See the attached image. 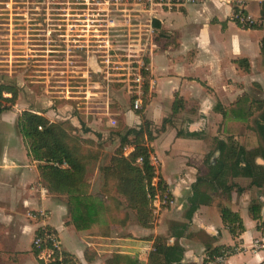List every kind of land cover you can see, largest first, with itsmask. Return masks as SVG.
I'll use <instances>...</instances> for the list:
<instances>
[{
  "label": "crops",
  "instance_id": "1",
  "mask_svg": "<svg viewBox=\"0 0 264 264\" xmlns=\"http://www.w3.org/2000/svg\"><path fill=\"white\" fill-rule=\"evenodd\" d=\"M262 1L244 0L241 4L239 0H197L171 8L159 3L141 5L149 17L147 30L151 37L147 49L150 96L142 111L144 118L157 127L165 118H171L148 142L154 157L155 181L163 179L171 198L163 203L160 193L164 191L160 190L159 198L150 201L152 220L148 226L138 223L123 195L105 193L96 187L91 176L86 178L91 203L88 227L78 229L74 225L67 195L48 189L40 176L39 161L32 156L18 126L19 114L25 109L48 118L52 109L47 104L51 101L47 95L50 90L46 84L43 89H34L29 82H36V78H18L15 84L11 83L17 89L14 104L0 110V264H38L31 241L43 224L55 229L61 249L76 264H148L156 237L167 245L181 247L182 254L174 255L177 259L173 264H195L203 259L208 246L218 245L233 246L235 250L214 264L264 261V248L251 247L256 238L264 240V228L258 227L259 221H264V185H251L248 177L240 175L234 180L242 191L222 193L205 183L201 188L211 201L200 203L191 217L186 215L192 184L198 175L208 171L206 154L211 152L209 162L213 164L219 155L217 140L233 134L227 132L222 120L228 121V117L219 108H227L239 96L248 94L249 87L264 92L260 62L264 35ZM240 5L250 14L254 26L241 25L234 19V8ZM41 35L43 42L34 49L36 71L52 65L47 63V50H51L53 37L47 32ZM88 91L91 92L87 85L82 86L76 96L77 111L61 120L69 119L76 127L84 123L90 130L83 137L96 138L104 133L106 115L118 110L112 111L109 101L96 100L94 103L103 106H93V111L88 110L92 113L88 112ZM175 96L182 99V105L173 112ZM120 118L128 126L140 122L139 115L131 109L122 111ZM240 133L234 131L232 136L237 139ZM97 172L96 167L93 174ZM244 178L248 181L244 182ZM252 202L260 204L259 219L249 210ZM219 204L241 217L242 228H237L235 234L224 224Z\"/></svg>",
  "mask_w": 264,
  "mask_h": 264
},
{
  "label": "rangeland",
  "instance_id": "2",
  "mask_svg": "<svg viewBox=\"0 0 264 264\" xmlns=\"http://www.w3.org/2000/svg\"><path fill=\"white\" fill-rule=\"evenodd\" d=\"M75 1L0 0V83L15 84L18 78L27 81L36 78V82H29L36 90L46 84L50 90L47 95L51 99L47 104L52 108L48 118L53 121L77 111L76 96L86 85L91 90L86 92L91 103L85 110L93 111V106H103L102 103H94L96 100L109 101L111 110H118L106 115L108 123L103 125L104 133L96 135L94 139L89 135L83 137L87 133L83 132L82 124L73 132L75 136L85 138L81 144L82 151L87 148L95 150L97 145L101 147L98 158L88 161L85 174L86 178L92 177L96 187L101 188L100 166L109 162L119 143L118 132H123L128 126L120 118L121 112L131 109L139 115V123L144 120L142 110L150 96L148 70H142L138 78L136 66L137 60L147 58V49L150 47L151 37L147 30L149 17L141 10V5L145 4L142 0L88 5ZM87 17L93 20H85ZM258 31L261 32L262 28L259 27ZM44 32L53 37L51 50H47V63L52 65L42 67L48 68L44 71H36L38 67L33 65V59L37 51L34 49L43 42L39 37ZM248 94L253 100L264 99V92L255 87H249ZM136 97L141 102L138 108L133 106ZM252 105V112L245 120L233 124L227 119L222 120L226 123L227 132L234 134V131H241L239 138H233L236 143L250 150L262 142L255 126L260 109L254 103ZM98 125L101 126L100 123ZM150 127L159 129L152 121ZM125 146V151L132 149L129 143ZM255 158L256 161H263L259 155ZM203 164L204 170L207 169L204 161ZM96 167L98 172L93 174ZM243 180L248 181L246 178Z\"/></svg>",
  "mask_w": 264,
  "mask_h": 264
},
{
  "label": "trees",
  "instance_id": "3",
  "mask_svg": "<svg viewBox=\"0 0 264 264\" xmlns=\"http://www.w3.org/2000/svg\"><path fill=\"white\" fill-rule=\"evenodd\" d=\"M261 12H264V0L261 2ZM260 57L264 67V35ZM145 60L147 61V58ZM4 90H10V95H2ZM16 96L15 85L0 83V110L12 106ZM252 103L260 109L255 119V126L261 137V144L250 150L243 144L236 143L232 135H228L226 139H218L216 148L219 150V155L216 161L213 164L209 162L211 152H208L205 157L208 171L205 175H198L192 184L193 191L188 197L187 216L191 217L200 203L211 201L210 195L201 188V185L205 183L220 189L222 193H230L232 189L242 191V186L234 180L240 175L248 177L251 185H264V99L253 100L249 95L243 94L227 108L220 107L219 111L224 117H228L230 124H233L249 116L252 112ZM180 105H182V99L175 96L172 104L173 112ZM167 121H171V118H165L158 130L157 128L153 130L150 127L151 121L146 118L139 124L126 126L123 132H118L119 143L111 154L109 162L100 166L102 191L105 193L114 191L123 195L126 206L135 211L138 223L145 226L150 225L152 220L150 201L156 188L158 187L161 191H165L166 188L165 182L160 177L156 185L152 184V178L156 172L151 163L152 150L147 140H152L155 137L154 131L163 129ZM18 126L25 136L32 156L39 161L40 176L48 189L65 193L71 221L78 229L88 227L87 217L91 203L87 195L88 183L85 174L88 161L98 158L101 147L97 145L95 150L87 148L82 151L81 144L85 142V138L73 134L76 126L69 119L53 121L43 114L25 109L19 114ZM82 130L86 132L90 128L85 125L83 127L82 123ZM126 143L132 146L128 153H124ZM258 155L263 162L256 161L255 157ZM63 160L66 161V166L55 163H61ZM218 209L230 232L235 234L237 228H242V219L238 212L221 204ZM249 210L254 218H260L258 202H252ZM258 227L264 228V221H259ZM154 245V250L149 254L148 264H173L177 259L174 255L182 254L180 246L167 245L160 237L155 238ZM234 250L233 246H208L206 253L219 254L222 251L231 253ZM61 263L76 264V261L63 251L61 259L55 258L48 264Z\"/></svg>",
  "mask_w": 264,
  "mask_h": 264
},
{
  "label": "built area",
  "instance_id": "4",
  "mask_svg": "<svg viewBox=\"0 0 264 264\" xmlns=\"http://www.w3.org/2000/svg\"><path fill=\"white\" fill-rule=\"evenodd\" d=\"M118 0H99V1H95V0H76L75 2L78 4H83V5H88V4H98V3H105V4H109V3H113V2H117ZM193 1H197V0H142L141 2H148L150 4H155V3H159V4H163L166 5L168 8H171L175 5H179L185 2H193ZM241 4H243L244 0H239ZM233 17L234 19H236V21L238 20V22L241 25H250L253 22L252 17L250 16V14H248L247 12L244 11V7L243 6H236L234 8V12H233ZM78 20V18H73ZM91 18H85V20H90ZM93 20V19H91ZM93 35V34H92ZM97 35V34H94ZM137 66H136V70H137V75L138 78L141 77V71L142 70H148V63L147 61L144 60V58H140V60H137ZM2 95L4 96H9L10 93L2 91ZM141 102H140V98L136 97L133 101V106L134 108H138L140 106ZM127 146L124 147V153H125V148ZM151 159V163L153 164V159L154 157H152V154L150 156ZM139 160V159H138ZM58 165L61 166H66L67 163L66 161H62L61 163L55 162ZM154 165V164H153ZM155 167V166H154ZM152 184L156 185L157 182L155 181V176L152 178ZM158 188V187H157ZM156 188V189H157ZM160 190H156L154 195L152 196L151 201L156 197L159 198L160 194H161V201L163 203H168L170 201V196L167 192V190H165L163 193L159 194ZM40 214H43V210H39ZM32 247L36 250V257L38 260V264H48L50 261L54 260L55 258L61 259L62 257V252L63 250L61 249L60 246V240L58 237L57 232L55 231L54 228L43 224L42 226H40V228H38V230L34 233L33 237H32ZM254 250L257 249H262L264 248V240L263 239H258L256 238L251 246ZM228 253V251H222L219 254H205V256L203 257L202 260L195 262V264H214L215 262H222L225 257L226 254ZM63 264V263H61ZM79 264V263H77ZM82 264V263H80ZM259 264H264V261H262Z\"/></svg>",
  "mask_w": 264,
  "mask_h": 264
},
{
  "label": "flooded vegetation",
  "instance_id": "5",
  "mask_svg": "<svg viewBox=\"0 0 264 264\" xmlns=\"http://www.w3.org/2000/svg\"><path fill=\"white\" fill-rule=\"evenodd\" d=\"M263 162V161H262Z\"/></svg>",
  "mask_w": 264,
  "mask_h": 264
},
{
  "label": "water",
  "instance_id": "6",
  "mask_svg": "<svg viewBox=\"0 0 264 264\" xmlns=\"http://www.w3.org/2000/svg\"><path fill=\"white\" fill-rule=\"evenodd\" d=\"M259 162V161H258Z\"/></svg>",
  "mask_w": 264,
  "mask_h": 264
}]
</instances>
